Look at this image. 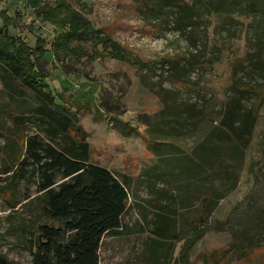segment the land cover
I'll return each mask as SVG.
<instances>
[{
	"label": "rangeland",
	"instance_id": "obj_1",
	"mask_svg": "<svg viewBox=\"0 0 264 264\" xmlns=\"http://www.w3.org/2000/svg\"><path fill=\"white\" fill-rule=\"evenodd\" d=\"M67 1L114 40L123 57L89 38L78 43L85 55L62 61L52 50L59 30L24 0H0V10L13 18L9 34L32 49L37 38L45 42L46 82L76 110L90 161L118 179L130 178L121 230L102 236L99 264H264V80L258 71L264 62V0H253L252 11L227 13L213 8L219 0H195L198 16L183 31L174 23L180 14L174 0L158 1L157 20L140 11L138 0ZM161 94L173 99L177 111L166 107ZM16 97L21 107L13 105L0 80V171L8 161L11 115H26L35 103L28 92ZM231 97L239 98L236 126L253 123L239 154L232 150L233 133L230 138L219 126ZM162 110L182 112V123L166 132L158 121ZM21 128L35 130L28 121ZM163 144L176 149L159 155L173 163L160 174L154 166L163 161L151 148L158 151ZM212 150L203 172L186 175L198 151L202 156ZM180 164L181 176L172 171ZM201 191L221 197L204 223L193 227ZM36 194L32 179H0V264H31L33 235L44 220L33 206Z\"/></svg>",
	"mask_w": 264,
	"mask_h": 264
},
{
	"label": "trees",
	"instance_id": "obj_2",
	"mask_svg": "<svg viewBox=\"0 0 264 264\" xmlns=\"http://www.w3.org/2000/svg\"><path fill=\"white\" fill-rule=\"evenodd\" d=\"M24 1L36 15L59 30V35L52 42L53 53L58 59L78 60L87 52L85 48L78 49V43L89 38L94 41V45L104 46V50L113 57H123L124 50L105 33L93 29L91 23L67 0ZM138 1L141 4L140 11L153 14L157 20L156 16L161 10L159 0ZM253 3V0H245L244 3L219 0L213 8L224 13L237 9L252 11ZM171 4L178 7L175 14H180H176L174 23L178 30L183 31L198 16L195 0H174ZM0 18V80L7 87L14 106L21 107L16 97L20 96V92H28L35 100L34 105L27 109L28 114L11 115L14 128L8 138L9 149L5 150L8 161H4L5 167L0 171L5 174L0 179H9L12 184L22 179H32L35 185L37 194L32 200L33 206L44 220L37 225L33 235L31 264H99L102 236L121 230V217L128 203L130 178L123 176L118 179L108 168L90 161L89 145L78 124L76 110L72 111L66 106L61 93L54 94L46 82L48 73L41 66V61L46 59L45 42L37 38L32 49L24 38L9 34L8 26L13 23L12 16L0 10ZM92 33L94 37L90 36ZM252 61L261 62L259 58ZM261 63L258 71L264 80V62ZM235 87L233 82L232 88ZM160 96L167 108L177 111L178 107L171 97ZM238 99L231 97L229 109L219 119V126L225 128V134L230 135V138L233 133L232 150L239 154L246 146L253 123L247 120L236 126L237 120L234 119L240 120L235 106ZM101 105L106 107L103 102ZM182 118V112L171 115L162 110L158 121H163L166 126L164 130L169 132L182 123ZM27 121L34 125L35 130L27 132L21 128ZM204 143L197 144V150ZM164 145L158 150L160 154L157 148L151 150L158 156L175 153L173 149H176V144ZM201 154L198 151L195 164L186 166L191 169L186 175L203 172L213 160L214 150L206 155ZM163 159L160 157L163 162L154 166L160 174L164 173L166 165L170 169L173 164L170 158ZM182 161L185 160L181 159V164ZM181 164L172 170L179 176ZM8 188L12 191V188ZM220 197L208 191L200 192V209L192 219L193 227L204 223ZM47 220L57 223L51 224ZM154 231L160 233L159 227L156 226Z\"/></svg>",
	"mask_w": 264,
	"mask_h": 264
}]
</instances>
